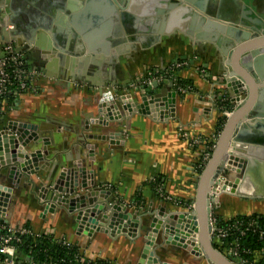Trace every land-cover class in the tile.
<instances>
[{
	"label": "crops",
	"instance_id": "crops-1",
	"mask_svg": "<svg viewBox=\"0 0 264 264\" xmlns=\"http://www.w3.org/2000/svg\"><path fill=\"white\" fill-rule=\"evenodd\" d=\"M38 3V7H32L37 14L41 11L39 7L47 4L46 0H38ZM2 8L0 6V57L4 53V42L11 39L8 29L12 27ZM32 8L26 4L24 10L13 8L10 11L17 16L15 20L27 21ZM249 9L250 17H257L264 23V16L257 15L253 8ZM64 14L60 9V17ZM246 25L258 28L248 22ZM196 35L189 36L174 28L171 33L160 35L158 42L144 48L137 45L135 50L118 57L111 70L114 85L102 82L105 87L101 92L96 85L59 74L58 65H51L52 70L46 69L52 58L45 60L47 50L37 39L36 45H18L23 49L21 53L27 65L44 76L38 81L37 93L17 96L16 103L4 101L1 104L0 217L15 225L27 223L37 232L68 240L88 258L101 257L114 264H162L158 251L162 245L158 248L154 242L159 233L152 231L154 217L160 215L162 219L169 217L170 213L186 214L190 211L197 178L195 165L203 149L199 146L198 154L192 151L178 136V131L185 127L193 134L215 135L220 114L216 98L209 96L211 79L199 77L193 68L184 67L177 71L180 78L192 85V91L185 94L174 92L173 86L162 83L143 99L141 93L130 94L125 88L137 81L149 67L161 68L174 57L192 55L216 80L226 75L227 78L221 81L224 85L216 88L217 94L225 91L231 101L235 99L237 102L245 97L244 83L238 78L229 80V59L222 51L226 45L220 42L216 45L215 41ZM47 72L52 74L47 75ZM99 77L102 81L106 79L104 74ZM244 154L246 158H253L252 163L261 166H257V174H252L246 171V163L236 158V163L228 167L233 176L219 175L217 181L220 182L211 206L212 214L217 217L264 214V206L256 203L264 200V148H247ZM13 159L20 161L27 177L16 166H2ZM243 169L245 175L241 188L244 193L252 195L248 198L228 192L237 180H242ZM28 179L34 182L33 186ZM105 185H111L113 190L104 189ZM52 196L66 197L73 209L81 204L102 201L87 215L99 221L101 218L96 212L104 207L103 201L116 203L119 216L111 222L115 235H108L96 222L82 220L81 214L79 217L78 214H69L62 208H67L69 203L63 202L62 207L49 211V205L44 202ZM165 196L172 200L164 199ZM136 208L146 212L142 221H147L148 227L144 224L143 230L147 232L151 228V232L146 233L150 232V236L133 240L117 234L124 226L126 234L132 232L129 226L139 220L136 216L129 217L128 213ZM179 237L189 238L186 235ZM147 240L153 246L150 245L149 252L142 257ZM165 244L178 246L167 241ZM193 248L197 250L195 245ZM197 257L195 260L199 262ZM165 258L175 262L174 256ZM201 264L209 263L205 260Z\"/></svg>",
	"mask_w": 264,
	"mask_h": 264
},
{
	"label": "water",
	"instance_id": "water-1",
	"mask_svg": "<svg viewBox=\"0 0 264 264\" xmlns=\"http://www.w3.org/2000/svg\"><path fill=\"white\" fill-rule=\"evenodd\" d=\"M46 3L39 7L41 11L37 14L32 7H38V0H0V6H3L2 10L8 17V24L12 26L8 33L15 51L23 50L19 47L21 43L36 45L37 39L47 50L45 60L52 58L46 69L53 64L58 65L61 70L59 74L96 85L100 92L105 87L102 82L114 85L111 70L119 56L135 50L137 45L144 48L158 42L160 35L169 34L174 28L189 36L197 34L195 37L215 41L216 45L219 42L226 45V49L224 47L222 51L229 59V80L238 78L244 83L246 96L236 103V107L225 119L208 160L197 173L192 211L186 214L170 213L172 221L175 216L178 217L177 221L171 225L165 220L163 230L165 232L167 228L171 229L174 234L172 238L179 240L181 231L186 230L191 234V222L194 220L192 236L194 235L195 245L200 251L198 254L209 264H235L233 259L222 255L212 244L211 206L215 196L213 192L220 182L217 181L219 175L236 163V158L243 164L245 162L246 171L252 174H257L261 166L252 163L253 158H246L244 153L247 148H264V23L257 17H250L249 9L253 8L257 15L264 16V0H46ZM26 4L32 8L28 12L30 20H15L17 16L10 10H24ZM60 9L66 15L60 17ZM246 22L258 28H249ZM49 74L52 73L47 72ZM101 74L106 77L103 81L99 77ZM94 80L99 83L96 84ZM160 82L172 86L168 79ZM160 82L153 80L150 85L142 84L134 88V91L144 89V99L146 95L150 96ZM173 91L176 92L174 88ZM24 158L28 159V155L24 154ZM6 165L16 166L25 177L28 176L22 170L20 161L13 159L2 164L3 167ZM242 180H237L234 188L228 192L242 198L252 197L241 188L244 184ZM28 181L33 186L34 182ZM63 198L64 201L58 196H52L44 203L49 205V211L62 207L59 201L69 203L67 208L62 207L69 214H78V217L81 214L82 220L92 224L96 222L108 235H115L111 222L119 216L116 214V203L111 200L103 201L104 207L96 212L101 218L99 221L87 215L93 206L102 201L81 204L79 208L73 209L71 201ZM145 213L140 211L138 223ZM125 216L127 215H121ZM128 216L134 218L132 213H128ZM152 228L156 233L154 224ZM125 230L127 231L126 226L119 233L117 231V234L128 237ZM146 243L142 257L149 252L151 243L149 240Z\"/></svg>",
	"mask_w": 264,
	"mask_h": 264
},
{
	"label": "built area",
	"instance_id": "built-area-1",
	"mask_svg": "<svg viewBox=\"0 0 264 264\" xmlns=\"http://www.w3.org/2000/svg\"><path fill=\"white\" fill-rule=\"evenodd\" d=\"M2 49L4 53L3 56L0 57V115L2 113L1 99L5 95L14 91V85L16 86L15 89L20 92L18 96L24 94H34L39 90V79L44 76V73L37 71L34 68H30V66L27 65L21 51H15L13 41H5ZM190 58V56L177 58V66L175 64L169 66L166 70H164V74L162 75L151 76L148 72L147 75H145L146 78L141 81V84L150 85L153 80L160 82L161 79L168 78V80L172 82V86L176 92L182 93V89H192L191 85H177V76L171 73L173 68L180 67L182 65L188 66L189 62H191ZM197 66L198 67L195 69L198 70L203 78L207 79L206 77H210V74L205 67L201 64H198ZM226 78L227 77L224 74L216 81L215 78L211 79V87L218 88L219 85H224L221 81ZM129 87H133L134 89L137 86L130 83ZM235 107L236 105L233 103L231 110H223L221 114L227 118ZM219 133L220 132L210 137H206L193 134L185 127L179 129L178 136L186 141L188 146L194 148L199 144V146L203 147V149L200 150V157L197 158L195 165L196 173H198V169H202L203 165L208 160L215 143L217 142ZM199 146H197V148ZM213 194L216 195V191L213 192ZM163 198L168 201L172 200L169 196ZM189 207L191 208L189 210L192 211L193 203L192 205L190 204ZM210 224V237L212 244L213 246L216 245V247H214L222 255L229 259H233L235 264H256L258 260H260L261 256L258 254V251L253 250L248 246H244L242 240L245 239L248 234H257V232L258 237L261 238L264 235V220L260 224L254 218H248L246 221H239L231 220L230 218H218L216 215L211 214ZM43 234L45 233L37 232L25 224L15 225L0 217V255L2 256V258H0V263L26 264V261L24 259L21 260L17 253V243L19 242L20 237L24 235H34L39 237ZM56 239L66 247L75 246V244L63 238L57 237ZM260 252L264 254V249ZM73 257L80 262L93 259L88 258L78 246Z\"/></svg>",
	"mask_w": 264,
	"mask_h": 264
},
{
	"label": "trees",
	"instance_id": "trees-1",
	"mask_svg": "<svg viewBox=\"0 0 264 264\" xmlns=\"http://www.w3.org/2000/svg\"><path fill=\"white\" fill-rule=\"evenodd\" d=\"M151 76H159L164 74V70L160 67H149L147 73ZM144 75L142 79H145ZM177 85H191L190 81L180 78H176ZM161 84V82L159 83ZM192 86V85H191ZM14 91L5 95L1 99L2 102L6 103H16L18 100V94L20 93L15 88ZM17 91V93H16ZM233 103L231 102L229 96L225 91L219 92L216 95V107L219 110V117L216 125V133L220 132L223 124L225 123V117L221 114L223 110H231ZM196 145L194 148H197ZM198 172L200 170L198 169ZM155 190V187L153 188ZM222 218V217H218ZM231 220L246 221L248 218H254L260 224L264 220V214L262 213H248V214H238L232 217H229ZM26 226L27 223L25 224ZM54 235L50 233H45L39 237L34 235H24L20 237L19 242L17 243V253L18 257L21 260H25L26 264H114L111 260L104 259L101 257H94L91 260H85L80 262L73 257L77 246L66 247L61 244ZM244 246H248L253 250L258 251V254L261 256L260 260L256 264H264V254L260 252L264 249V235L259 238L258 232L253 234H248V236L242 240ZM216 247V245H214ZM0 258L2 256L0 255Z\"/></svg>",
	"mask_w": 264,
	"mask_h": 264
},
{
	"label": "rangeland",
	"instance_id": "rangeland-1",
	"mask_svg": "<svg viewBox=\"0 0 264 264\" xmlns=\"http://www.w3.org/2000/svg\"><path fill=\"white\" fill-rule=\"evenodd\" d=\"M190 57H191L190 58L191 59V62H189V65L188 66L182 65L180 67L173 68V71L171 73L172 74H175L178 77V72L177 71H179L180 69H183L184 67H189V68H193L196 71L197 75L199 77L203 78L200 75V73L198 72V70L195 69V68L198 67L197 65L200 64V62L195 58V56H192L191 55ZM177 61H178L177 57L176 58L174 57L173 60H170L167 64H165L164 66H161V67H162L163 70H166L169 66H171L173 64H175V65L178 64ZM180 61H182V60H180ZM144 75H147V70L146 69L142 72L141 77H139V79L137 81L132 82V84H135V86H137V87H139L140 85H142L141 84V81L143 80L142 77ZM206 78L207 79H212L214 77H211V75H210L209 78L208 77H206ZM164 79H168V78H163L160 81H162ZM215 81H216V79H215ZM190 91H192V89H188V90L182 89V91H181L182 93L181 94H185V93H188ZM126 92H128L130 94H132V93H139L140 94L141 93L140 95L142 96V94L145 93V90L144 89L143 90L142 89H139L138 91L135 92L134 89H133V87H129L128 86V90ZM177 93H179V92H177ZM209 96L212 99L215 100V98H216V88H212L210 86ZM232 103H234L236 105L237 101L234 99L232 101ZM189 148L192 149V151H194L195 153H197V154L199 153V151L197 150L198 148L196 149V148H193L191 146H189ZM222 175H226V176L227 175L228 176L230 175V176H233V173H231L228 170H225ZM51 186L52 185H50L49 190L51 189ZM103 188L106 189V190H111L112 189L111 185H105V186H103ZM86 189H88V188H86ZM155 192L157 193V191H155ZM221 195H223V194H221ZM165 197H167V196H165ZM62 203L63 202L60 201V205H63ZM256 203L260 204L261 206H264V200H261L260 202L257 201ZM140 211H141L140 208H136V210L133 211L132 214H134V216H136L137 218H139L138 217V214H139ZM160 217H161L160 215L154 217V223H155V226H156V229H157L156 233H159L158 238L156 240H154V242H155V244L157 245L158 248H159L160 245H162L161 249L158 250L161 253V255H160L161 258L159 259V261L162 264L163 263H166V264H193V263H195L196 264V262L199 263V264H201V262L203 263L205 261V259L203 258V256H200L198 254L197 250L195 248H193V246H190V245L186 246L187 244H182L178 240H175L174 238H172V236L174 234L172 233L171 229L169 230L167 228L166 231L164 232L163 228H165V226L163 227V225L166 223L165 220L169 221V224L173 225L174 222L177 221L176 219L178 217L175 216L173 221L168 216H165L162 219ZM142 222L143 221L139 222L138 223V226L134 222L131 223V225L129 226V229H130L129 231H132V232L131 233L128 232L129 234L127 233L128 237L130 239L136 240L138 238H144L145 236H147V237L150 236L151 228H149V230H148V231H150L149 234H146L148 231L147 232L144 231L143 228H144V224L148 227L147 221H145L143 223ZM181 222L183 224V221H181ZM141 224H142V226H141ZM131 227H134V229H132ZM161 233H164L163 236H161ZM180 235H186L188 237H192V232L190 234V232H187V231L183 230V231L180 232ZM162 237H163V239H162ZM166 241L167 242H170V243H176L178 246L175 247L173 244H165ZM161 243H164V244H161ZM151 245L153 246V244H151ZM166 256H168V257L174 256L175 260L174 259L173 260L175 262H173L171 260L166 261V258H165ZM195 256L196 257L199 256V258L197 257V260L199 259V262L195 260L196 259Z\"/></svg>",
	"mask_w": 264,
	"mask_h": 264
},
{
	"label": "bare ground",
	"instance_id": "bare-ground-1",
	"mask_svg": "<svg viewBox=\"0 0 264 264\" xmlns=\"http://www.w3.org/2000/svg\"><path fill=\"white\" fill-rule=\"evenodd\" d=\"M228 184V185H230V183L228 182V181H225V184ZM226 189H229L228 188V186H224ZM217 188L218 187H216V191H217ZM223 189V188H222ZM232 190V189H231ZM192 226L191 227H193V229L191 228V230H192V232H194L193 230L195 229V222H194V220H192ZM186 231V230H185ZM179 240V242L180 243H182V244H187L186 246H188V245H190V246H194L195 245V243H196V240H195V237H194V235L190 238H188V239H183L182 237H179L178 238ZM196 246V245H195Z\"/></svg>",
	"mask_w": 264,
	"mask_h": 264
}]
</instances>
